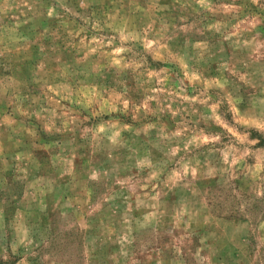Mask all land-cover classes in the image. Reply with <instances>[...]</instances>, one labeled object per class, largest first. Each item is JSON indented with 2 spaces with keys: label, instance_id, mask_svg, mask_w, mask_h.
<instances>
[{
  "label": "rangeland",
  "instance_id": "obj_1",
  "mask_svg": "<svg viewBox=\"0 0 264 264\" xmlns=\"http://www.w3.org/2000/svg\"><path fill=\"white\" fill-rule=\"evenodd\" d=\"M258 135L264 0H0V264H264Z\"/></svg>",
  "mask_w": 264,
  "mask_h": 264
},
{
  "label": "trees",
  "instance_id": "obj_2",
  "mask_svg": "<svg viewBox=\"0 0 264 264\" xmlns=\"http://www.w3.org/2000/svg\"><path fill=\"white\" fill-rule=\"evenodd\" d=\"M251 134H255V133H251ZM259 137H258V139H259V143H258V145L260 146V145H263L264 144V138L263 137H261L260 135H258Z\"/></svg>",
  "mask_w": 264,
  "mask_h": 264
}]
</instances>
